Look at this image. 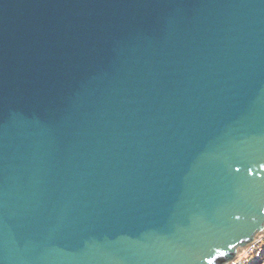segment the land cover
<instances>
[{"label":"water","instance_id":"95a60500","mask_svg":"<svg viewBox=\"0 0 264 264\" xmlns=\"http://www.w3.org/2000/svg\"><path fill=\"white\" fill-rule=\"evenodd\" d=\"M264 231V0H0V264H227Z\"/></svg>","mask_w":264,"mask_h":264},{"label":"built area","instance_id":"2783aa9c","mask_svg":"<svg viewBox=\"0 0 264 264\" xmlns=\"http://www.w3.org/2000/svg\"><path fill=\"white\" fill-rule=\"evenodd\" d=\"M264 244V231L261 232L250 244L243 248L240 253L227 264H246L252 258L253 253ZM260 264H264L262 261Z\"/></svg>","mask_w":264,"mask_h":264},{"label":"trees","instance_id":"16d2710c","mask_svg":"<svg viewBox=\"0 0 264 264\" xmlns=\"http://www.w3.org/2000/svg\"><path fill=\"white\" fill-rule=\"evenodd\" d=\"M263 246L264 244L253 253L251 258L252 264H260L262 261H264V252L262 251ZM246 264H248V262Z\"/></svg>","mask_w":264,"mask_h":264},{"label":"rangeland","instance_id":"374dc122","mask_svg":"<svg viewBox=\"0 0 264 264\" xmlns=\"http://www.w3.org/2000/svg\"><path fill=\"white\" fill-rule=\"evenodd\" d=\"M262 251L264 252V246H263V248H262ZM251 260H252V259H250V260L247 261L248 264H252Z\"/></svg>","mask_w":264,"mask_h":264}]
</instances>
